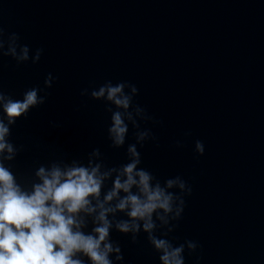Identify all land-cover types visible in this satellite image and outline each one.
Returning a JSON list of instances; mask_svg holds the SVG:
<instances>
[{
	"label": "water",
	"instance_id": "water-1",
	"mask_svg": "<svg viewBox=\"0 0 264 264\" xmlns=\"http://www.w3.org/2000/svg\"><path fill=\"white\" fill-rule=\"evenodd\" d=\"M121 85L127 108L108 99ZM32 90L40 102L12 123L0 104V164L29 195L41 169L96 170L74 219L94 237L107 222L111 264H164L158 240L183 264H264V0H0V96ZM134 161L172 198L150 230L118 207L145 198L139 176L115 188Z\"/></svg>",
	"mask_w": 264,
	"mask_h": 264
},
{
	"label": "clouds",
	"instance_id": "clouds-1",
	"mask_svg": "<svg viewBox=\"0 0 264 264\" xmlns=\"http://www.w3.org/2000/svg\"><path fill=\"white\" fill-rule=\"evenodd\" d=\"M25 59L27 51L25 50ZM123 86L107 89L108 99L116 105L127 108L128 97L122 96ZM102 89L97 95L103 96ZM38 102L35 90L26 93L22 101H4L0 96V104L6 113L9 123L26 113L31 106ZM8 127L0 121V152L7 149L12 151L10 145L5 143ZM111 133L116 144H123L127 126L120 113L113 116ZM136 155L135 148L131 149ZM137 161L125 167L127 181L115 183L116 190L123 189L128 192L137 184L134 176H139V186L144 199L136 195H129L120 204V209L129 205V215L133 218L146 219L145 229L150 230L152 213L159 209L170 211L171 197L166 195L159 187L153 190L150 187V175L144 171L136 172ZM43 184L37 185L32 194H26L16 185L13 175L0 164V264H81L75 259L77 253H84L93 264H111L108 252L112 251L110 244L101 245L108 236V226L95 229L97 236L85 235L77 230L78 225L74 214L89 204V197L98 195L100 181L96 178V170L78 168L67 173L53 170L46 175L41 169L39 173ZM171 186V182H170ZM116 192L111 193L107 199L111 200ZM101 219H104L103 214ZM122 231H128L127 224L120 225ZM157 248L165 250L161 257L164 264H183L180 256L181 249L168 251L165 241H154Z\"/></svg>",
	"mask_w": 264,
	"mask_h": 264
}]
</instances>
